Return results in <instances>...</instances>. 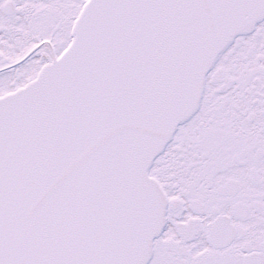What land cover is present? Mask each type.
Wrapping results in <instances>:
<instances>
[{
  "label": "snow or ice",
  "instance_id": "1",
  "mask_svg": "<svg viewBox=\"0 0 264 264\" xmlns=\"http://www.w3.org/2000/svg\"><path fill=\"white\" fill-rule=\"evenodd\" d=\"M0 264H264V0H0Z\"/></svg>",
  "mask_w": 264,
  "mask_h": 264
}]
</instances>
